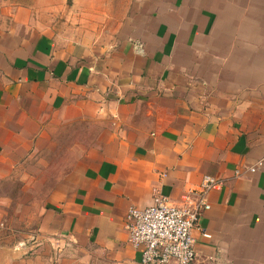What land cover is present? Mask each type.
I'll use <instances>...</instances> for the list:
<instances>
[{
  "label": "crops",
  "instance_id": "0c3cea01",
  "mask_svg": "<svg viewBox=\"0 0 264 264\" xmlns=\"http://www.w3.org/2000/svg\"><path fill=\"white\" fill-rule=\"evenodd\" d=\"M168 1L148 32L102 52L49 30L30 6L9 9L13 25L0 31V264H142L129 208L158 193L182 205L205 174L222 183L194 230L197 261L264 264V105L232 91L225 66L212 64L220 1ZM52 156L62 172L35 182ZM35 187L47 196H37V227ZM22 203L23 237L4 242V217Z\"/></svg>",
  "mask_w": 264,
  "mask_h": 264
},
{
  "label": "rangeland",
  "instance_id": "374dc122",
  "mask_svg": "<svg viewBox=\"0 0 264 264\" xmlns=\"http://www.w3.org/2000/svg\"><path fill=\"white\" fill-rule=\"evenodd\" d=\"M217 19L212 33L215 48L212 64L219 62L227 69V83L231 90L238 87L243 97L264 105V0H219ZM168 0H0V31L13 25L10 19L12 6H30L34 15L59 36L73 38L96 52L112 48L127 36L137 37L149 30L156 18V9ZM146 32V33H147ZM214 52H216L215 55ZM215 60V62H213ZM215 65V64H214ZM239 84L235 86V84ZM235 86V87H234ZM234 93V92H233ZM250 96V97H249ZM61 159L52 156L51 170L45 178L35 182L48 184L56 180ZM42 175V172H39ZM39 176V177H40ZM36 188L33 227L45 206L38 201V194L46 198L40 187ZM27 191V190H26ZM20 196L26 192L20 187ZM24 195H22L23 197ZM27 204L15 205L4 217V242H14L23 237L26 229ZM21 217V218H20ZM6 218V219H5ZM8 228L9 230L7 231ZM6 230V231H5ZM18 231V232H17ZM2 236V237H3Z\"/></svg>",
  "mask_w": 264,
  "mask_h": 264
},
{
  "label": "built area",
  "instance_id": "2783aa9c",
  "mask_svg": "<svg viewBox=\"0 0 264 264\" xmlns=\"http://www.w3.org/2000/svg\"><path fill=\"white\" fill-rule=\"evenodd\" d=\"M239 174V173H238ZM222 179L205 174L199 185L189 188L182 205L173 203L168 195L158 193L145 207L132 206L127 213L126 227L130 241L142 249V264H200L196 259L194 230L201 215L211 205L210 191ZM203 235L210 237L207 232Z\"/></svg>",
  "mask_w": 264,
  "mask_h": 264
}]
</instances>
